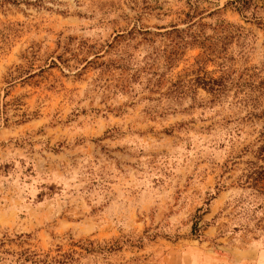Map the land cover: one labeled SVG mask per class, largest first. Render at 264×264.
<instances>
[{
	"label": "rangeland",
	"instance_id": "rangeland-1",
	"mask_svg": "<svg viewBox=\"0 0 264 264\" xmlns=\"http://www.w3.org/2000/svg\"><path fill=\"white\" fill-rule=\"evenodd\" d=\"M232 1L0 0V264H264V0Z\"/></svg>",
	"mask_w": 264,
	"mask_h": 264
},
{
	"label": "trees",
	"instance_id": "trees-1",
	"mask_svg": "<svg viewBox=\"0 0 264 264\" xmlns=\"http://www.w3.org/2000/svg\"><path fill=\"white\" fill-rule=\"evenodd\" d=\"M231 5H235V8L240 12H245L247 8L245 7V0H234L232 2H229ZM197 234L196 225H193L192 227V235Z\"/></svg>",
	"mask_w": 264,
	"mask_h": 264
}]
</instances>
